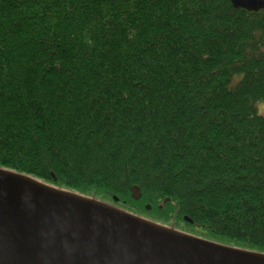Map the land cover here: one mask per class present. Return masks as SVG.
Segmentation results:
<instances>
[{
  "label": "trees",
  "instance_id": "16d2710c",
  "mask_svg": "<svg viewBox=\"0 0 264 264\" xmlns=\"http://www.w3.org/2000/svg\"><path fill=\"white\" fill-rule=\"evenodd\" d=\"M261 100L264 9L0 0V168L264 254Z\"/></svg>",
  "mask_w": 264,
  "mask_h": 264
},
{
  "label": "water",
  "instance_id": "95a60500",
  "mask_svg": "<svg viewBox=\"0 0 264 264\" xmlns=\"http://www.w3.org/2000/svg\"><path fill=\"white\" fill-rule=\"evenodd\" d=\"M230 2L264 9V0ZM131 196L140 197L138 186L131 187ZM0 264H264V254L214 243L0 168Z\"/></svg>",
  "mask_w": 264,
  "mask_h": 264
},
{
  "label": "rangeland",
  "instance_id": "374dc122",
  "mask_svg": "<svg viewBox=\"0 0 264 264\" xmlns=\"http://www.w3.org/2000/svg\"><path fill=\"white\" fill-rule=\"evenodd\" d=\"M256 108H257V112L264 116V100H261V101L257 102L256 103ZM65 191L68 192V190H65ZM69 192H71V191H69ZM181 227L184 228V229L190 230L189 227H186V225L182 224Z\"/></svg>",
  "mask_w": 264,
  "mask_h": 264
}]
</instances>
